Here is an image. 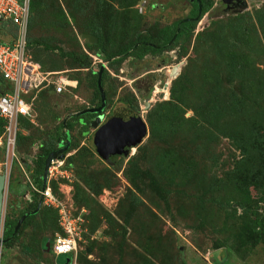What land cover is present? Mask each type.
<instances>
[{
  "label": "rangeland",
  "instance_id": "rangeland-1",
  "mask_svg": "<svg viewBox=\"0 0 264 264\" xmlns=\"http://www.w3.org/2000/svg\"><path fill=\"white\" fill-rule=\"evenodd\" d=\"M147 1L162 7L152 10L146 7V16L138 27L141 35L145 31L155 34L153 25L168 26L187 16L190 10L184 0H178V6L165 0ZM211 2L189 38L160 55L147 54L140 61L129 55L120 63L109 64L103 54L95 53L94 44L81 38L93 26L87 18L102 13L98 10V0H34L29 20L28 51L49 75L48 83L34 99L35 124L21 126V135L25 139L17 148V157L25 162L27 158H35L38 144L47 142L49 134L56 138L68 132L73 139L72 147L75 148L62 159L65 162L72 156L74 160L70 162L68 179H62L58 192L63 199L60 204L63 210L70 212L72 218L80 219L82 239L77 244L73 264H87L82 259L77 260L79 256H87L96 264H101V258H108L106 264H264L262 244L246 253L239 247L244 216L236 202L241 196L232 189L227 173L234 168L241 154L231 139L218 136L219 145L213 146L214 154L210 152L208 155H213V162L200 153L190 152L195 148L192 141L203 142L202 134L197 135L184 125L180 131L158 141L150 134L146 120L150 107L170 99L172 82L179 79L187 67L194 78H187V84L191 80L189 84L184 83L180 88L189 95V103L199 99L197 104L201 105L210 95V86L205 87L201 74L205 67L208 73L215 68L214 73L223 90L241 87L235 71H228V67L215 62V43L225 44L224 40L235 39L234 45L245 51L247 45L242 48L243 42L250 40L251 46H256L259 38L262 49L259 46L252 54L253 69L257 74H264V33L260 32L262 29L257 23V17L264 10L263 0H247L246 5L231 11L226 10L224 0ZM234 22L239 24L232 28ZM4 31H0V41L12 42L14 37ZM218 33L221 39L216 41L215 34ZM178 54L182 57L179 58ZM84 57L90 61L92 72H97L99 65L105 70L102 80L105 108L101 126L128 110L129 99L135 97L134 103L139 107L138 114L146 124L147 133L140 144L127 148V155L102 158L93 147L95 130L91 127L86 129L83 137L79 136L84 129L74 117L98 103L94 76L88 68H78L76 62ZM150 83L152 90L146 99L145 90ZM31 94L24 98L29 99ZM145 102L149 103L147 108ZM191 108H185V119L194 115ZM76 151L82 155L77 157ZM163 152L172 155L170 169L165 168L161 157ZM191 162L196 164L194 168L185 170L183 166ZM84 179L107 187L95 196L86 187ZM10 182V191L18 184L24 185L16 161ZM76 183L80 189L78 203L74 199ZM137 186L141 192L137 191ZM158 186L162 195L154 191ZM251 194L256 195L253 190ZM15 196L9 195L3 205V212L6 210L4 224L9 218L16 219L26 206L23 198L19 203L21 198ZM138 197L141 203L133 208ZM10 198L16 202L14 209L9 206ZM39 209L30 224L23 226L21 223L19 237L11 248L5 249L1 245L0 264H66L68 255L54 256L38 247L39 238L53 234L52 222L44 224L45 215ZM54 209L58 213V209ZM256 210L264 217V202L259 203ZM107 218L111 221L109 225L104 222ZM4 224L0 228L2 239ZM57 235L60 234H55V238ZM216 243L223 246L215 248Z\"/></svg>",
  "mask_w": 264,
  "mask_h": 264
},
{
  "label": "trees",
  "instance_id": "trees-1",
  "mask_svg": "<svg viewBox=\"0 0 264 264\" xmlns=\"http://www.w3.org/2000/svg\"><path fill=\"white\" fill-rule=\"evenodd\" d=\"M140 1L141 0H98V10H102V13L99 12L101 14L98 13L97 15H94L93 18H87V21L90 24H93V26L88 28L87 34H91L97 39V42L92 45V47L96 54H103L107 63L110 64V62L115 61L120 63L129 55L136 61L142 60L147 54L160 55L163 51L170 49L174 44L189 38L193 34L197 21L210 8L212 3V0H196L192 3H190L189 0H184V2L188 3L190 6L187 16L178 19L176 22L171 23L168 26L153 25L152 28L155 34L145 31V33L141 35V30H139L138 27L142 25L141 20L146 16V7L148 6V8L152 10L155 8L158 9V7L162 6H158L156 3H149L145 0L146 6H144L143 11L139 12L136 3L138 4ZM166 1L175 6L179 5V3H177L179 2L178 0H165V2ZM34 6V0H31L30 12L34 10ZM93 19L96 21H93ZM257 19V23L262 29L260 32L264 33V10ZM236 24L239 23H232V28H234ZM29 28L30 21L28 24V31ZM4 29L6 31H4V33L8 32L10 36L13 37L14 29L12 27L0 24V31L2 30L3 32ZM219 35V33L215 34L216 41L221 39ZM224 41L225 44L222 42L214 44V47L216 48V51L213 50L215 54L214 60L215 62L223 64L225 68L228 67L226 68L228 71H235L236 78L241 81V87L235 90L230 88L223 90L222 86L218 83L216 74L214 73L215 68H211L210 73H208V69V71L206 70L207 67L203 69L201 68L203 83L206 85L205 87L210 86V89L208 90L210 95L201 105L197 104L199 99H196V102L193 101V103H189V95L184 93L180 88L182 84H187V78L194 76L191 69L187 67V70L182 74L183 80L182 76H180L179 79L172 82L169 88L170 99L166 102L154 104L150 107L147 110L146 120L150 134L156 136L158 141H161L162 138L164 139L167 135L180 131L181 126L184 125L187 126V130L189 131H195L197 135L202 134L204 136L203 142L197 144V141H192V145L195 146V148L190 152H193L194 154L200 153V155L208 157L213 162L215 161L213 155H208L210 152L214 154L213 146L219 145V141H217L218 136L231 139L232 145L240 152L241 158L237 161L234 168L227 173V176L232 189L241 196L240 200L236 202L244 216L241 227L243 228V233H241V237L239 238L240 244H238L242 250H246V253L251 248L254 249L260 244L264 246V217L259 215L256 210V206L259 203L264 202V74H257L253 69L254 57L252 56V54L259 49V46L261 47V41L257 38L256 46H251L250 40L249 42H243L242 48L247 45L246 49L248 52H246L247 50L244 51L237 48L236 45H234L235 39ZM4 42L5 41H0V43ZM29 43L30 39L27 34V48ZM105 43L107 46H105ZM182 49H184V47ZM178 56L180 58L182 57V54H178ZM32 60L39 65L41 71L45 72V69L40 62L34 59ZM76 62L78 68H88L89 72L94 76V87L98 103L96 106L93 105L92 108H98L101 105L100 91H102V80L105 74L104 66L99 65L98 71L92 72L90 69V61L87 58L84 57L82 60L77 59ZM5 87V83L0 77V94L3 93ZM151 90L152 85L150 83L145 90L144 98L147 99L150 96ZM200 91L203 92V87H201ZM159 93L161 94V92ZM102 94L104 95V92H102ZM200 97L201 96L199 95L198 98ZM134 100L135 97L129 99V110L131 112H137L138 114L139 107L134 103ZM190 107H192L191 110L194 111V115L189 119H185L184 110L185 108ZM96 115L97 114L94 113L84 112L82 115L74 117V120L79 122L84 129L83 132H80V137H83L86 134V129L90 128V124ZM29 125L31 124L26 119L22 120V128ZM61 126H63V123ZM2 127L3 120L0 119V135L3 131ZM67 133L68 132H65L64 135L57 136L56 138H54L52 134H49L47 142L38 144V151L35 158L32 160V168H34L32 178L39 187H41L42 167L45 158L51 151L57 148L56 146L59 142L65 140ZM23 139L25 138H22V135L19 134L17 137V148L18 146L21 147ZM72 140L73 139L70 138V147L67 152H70L75 148L72 147ZM25 152H27V150H25ZM86 152L88 151L86 150ZM76 153L77 157L82 155L80 152L76 151ZM167 154L168 152H163L161 157L165 168L170 169L172 168V155ZM66 159L65 167L70 170V162L74 160V158L69 156ZM193 165L196 164H194V162L186 163L183 168L189 170L194 168ZM62 181L63 180L57 182L53 181L50 186L52 194L60 201L63 199L58 196V184ZM83 181L85 182L86 187L95 196L100 195L102 190L107 187L105 184H96L91 179H84ZM10 185L11 182L9 188ZM74 187L76 191L74 199L78 203L80 201V189L77 183ZM252 190L256 193L255 196L251 194ZM13 191H10L9 189V195L14 197L17 195V198H21L19 200L20 203L25 192V186L18 184L16 188L14 187ZM137 191L141 192V189H139L138 186ZM154 191L162 195L160 186ZM10 199L9 206L12 208L16 202L14 201V203L13 199ZM38 202L39 197L37 195L33 196L31 202L26 203V206L18 213L16 219H7L4 224L5 227L2 239L3 248L9 249L13 246L20 234V230H18L13 235L17 220L25 213L34 211L37 208ZM137 203H141L139 197L133 202V208L136 207ZM15 208H17V205ZM40 209L39 210L43 211L45 215L43 217L44 224L52 222L53 226V234L51 237H42L37 241L38 247L41 250V248L45 249V243L47 241L50 242L51 246L55 239V234H62V231L58 226L57 210L52 207L43 206L42 204ZM35 214L29 215L23 221L22 225L25 226L30 224L31 219L34 218ZM109 220V218L105 219V224L109 225L111 222ZM107 246L108 243L106 247ZM214 246L215 248H220L223 245L221 243H216ZM89 247L90 249H93L92 246ZM42 252L46 253L45 250ZM66 255H68V258L66 259L68 262L66 264H73L75 255ZM77 258V260L82 259L87 264H96L94 261L87 259V256L84 258L79 256ZM100 260L101 262L99 263L101 264H106L108 262V258H101Z\"/></svg>",
  "mask_w": 264,
  "mask_h": 264
},
{
  "label": "built area",
  "instance_id": "built-area-1",
  "mask_svg": "<svg viewBox=\"0 0 264 264\" xmlns=\"http://www.w3.org/2000/svg\"><path fill=\"white\" fill-rule=\"evenodd\" d=\"M30 3L31 0H0V24L14 29L13 41L0 43V77L6 85L0 94V119L3 120V131L0 135V174L5 177L7 185L4 197L6 201L9 196L12 166L16 161L24 178L25 192L22 196L24 201L31 202L33 196L37 195L43 206L58 209V226L62 234L53 240L50 252L54 256L75 255L77 244L82 239L80 219L72 218L69 216L70 212L63 210L60 205L62 201L52 194L51 185L49 186L53 181L68 179L69 170L65 167L64 160H51L47 168L46 186L42 190L32 178L33 158H28L25 162L19 161L17 157V137L22 132V120L26 119L29 123L35 124L34 99L39 90L48 83L49 75L40 70L39 65L32 60L27 51ZM144 6L145 0H141L136 7L141 12ZM30 93H32L30 98L25 99L24 96ZM24 163H28L29 166ZM1 245L2 238L0 247Z\"/></svg>",
  "mask_w": 264,
  "mask_h": 264
},
{
  "label": "water",
  "instance_id": "water-1",
  "mask_svg": "<svg viewBox=\"0 0 264 264\" xmlns=\"http://www.w3.org/2000/svg\"><path fill=\"white\" fill-rule=\"evenodd\" d=\"M81 38L86 39L90 44H95L97 39L91 34H83ZM175 72V69L172 70ZM173 74V73H171ZM99 85V81H98ZM101 92V105L98 108H92L84 110V112L97 114L90 124V127L95 130L93 136V146L95 151L102 157L107 158L109 155H127V148H132L140 144L143 137L146 136L147 128L146 124L141 116L135 112H127L113 122H106L101 126L103 115L102 111L105 108V97ZM149 106L148 102H145V108ZM63 143V144H62ZM70 147V137L67 133L64 141L60 142L57 148L51 151L44 160L41 175V189L44 190L47 179V168L51 160L62 159L64 153L68 151ZM7 185L5 177L0 174V226L3 224V205L5 201V191ZM9 192V189H8ZM41 206V200H39L37 208L30 212L22 215L14 227L13 235L18 230L21 223L31 214L37 213ZM45 252L50 251V242L45 243ZM68 260H66V263Z\"/></svg>",
  "mask_w": 264,
  "mask_h": 264
},
{
  "label": "flooded vegetation",
  "instance_id": "flooded-vegetation-1",
  "mask_svg": "<svg viewBox=\"0 0 264 264\" xmlns=\"http://www.w3.org/2000/svg\"><path fill=\"white\" fill-rule=\"evenodd\" d=\"M193 1H196V0H189L190 3H192ZM215 1V0H214ZM225 1V8L226 10L228 11H231V10H236L239 6H244L247 4V0H224ZM263 4H264V0H263ZM89 109V108H88ZM87 110V109H86ZM84 111V110H83ZM127 112H131L129 109L126 110V111H123L122 114L119 116L121 117L122 115L126 114ZM118 117V118H119ZM117 118V119H118ZM116 120V119H115ZM115 120H110L109 122H113ZM60 143V142H59ZM58 143V144H59ZM63 144V143H62Z\"/></svg>",
  "mask_w": 264,
  "mask_h": 264
},
{
  "label": "crops",
  "instance_id": "crops-1",
  "mask_svg": "<svg viewBox=\"0 0 264 264\" xmlns=\"http://www.w3.org/2000/svg\"><path fill=\"white\" fill-rule=\"evenodd\" d=\"M27 51H28V48H27ZM28 53H29V51H28ZM29 55L31 56V54L29 53ZM31 58H32V56H31ZM33 59V58H32ZM60 184H61V186H62V183H59L58 185L60 186ZM24 200V199H23ZM26 203H29V202H25L24 201V204H26Z\"/></svg>",
  "mask_w": 264,
  "mask_h": 264
}]
</instances>
